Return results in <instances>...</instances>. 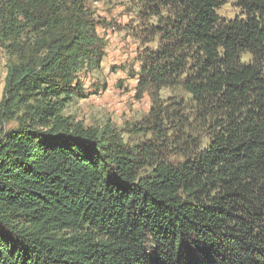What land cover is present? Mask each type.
I'll return each instance as SVG.
<instances>
[{
  "label": "trees",
  "instance_id": "obj_1",
  "mask_svg": "<svg viewBox=\"0 0 264 264\" xmlns=\"http://www.w3.org/2000/svg\"><path fill=\"white\" fill-rule=\"evenodd\" d=\"M90 1L0 0V264H264V0H135L127 139L65 114L105 54Z\"/></svg>",
  "mask_w": 264,
  "mask_h": 264
},
{
  "label": "rangeland",
  "instance_id": "obj_2",
  "mask_svg": "<svg viewBox=\"0 0 264 264\" xmlns=\"http://www.w3.org/2000/svg\"><path fill=\"white\" fill-rule=\"evenodd\" d=\"M224 1L218 8L221 16L231 19L240 14L238 0ZM88 5L101 23L98 33L106 42L105 54L99 67L80 74L85 96L75 97L65 114L72 115L87 126L105 128L110 125L127 139L131 137L128 130L135 124H142L152 106V96L148 91L138 96L137 77L141 66L139 56L146 47H156L157 43L145 42L141 38L146 21L141 17L137 1L94 0ZM7 70V55L0 46V103ZM172 94L178 98L188 97L182 89L164 88L160 91L164 98ZM146 135L143 134L144 137Z\"/></svg>",
  "mask_w": 264,
  "mask_h": 264
}]
</instances>
